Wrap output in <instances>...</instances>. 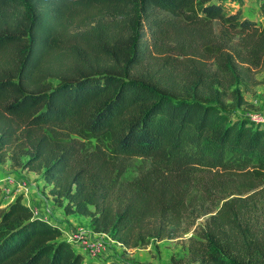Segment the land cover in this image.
<instances>
[{
    "label": "trees",
    "instance_id": "16d2710c",
    "mask_svg": "<svg viewBox=\"0 0 264 264\" xmlns=\"http://www.w3.org/2000/svg\"><path fill=\"white\" fill-rule=\"evenodd\" d=\"M230 2L0 0V164L40 175L65 215L122 247L210 215L204 263L264 264L219 246L226 199L264 184V124L226 113L227 92L242 106L237 87L263 63L264 0L262 21ZM59 54L71 59L60 72ZM82 260L21 196L0 207V264Z\"/></svg>",
    "mask_w": 264,
    "mask_h": 264
},
{
    "label": "rangeland",
    "instance_id": "374dc122",
    "mask_svg": "<svg viewBox=\"0 0 264 264\" xmlns=\"http://www.w3.org/2000/svg\"><path fill=\"white\" fill-rule=\"evenodd\" d=\"M257 4V0H241L239 4L230 2L228 5L233 11L240 10L242 17L258 21ZM70 62L67 56L59 54L51 58L50 65L54 71L60 72ZM249 69L248 75L237 87L244 104L237 107L236 102H231L232 88L226 94V103L230 105L226 113L234 120L246 119L264 124V60L260 67ZM0 184L4 185L1 188L0 207L21 196L37 217L60 229L62 239L82 256L81 264H206L197 252L198 246L202 245L198 241L211 221L210 215L196 221L195 231V228H191L176 238L153 241L143 248H125L105 235L93 233L88 218L65 215L61 208L54 205L49 188L40 175L6 162L0 164ZM225 202L229 203L228 207L235 214L232 217L233 225H222L220 228L221 249L227 255L238 258L241 255L248 257L247 251L250 249L255 258L264 260V184L234 195ZM221 205L214 209V213L221 210Z\"/></svg>",
    "mask_w": 264,
    "mask_h": 264
},
{
    "label": "crops",
    "instance_id": "0c3cea01",
    "mask_svg": "<svg viewBox=\"0 0 264 264\" xmlns=\"http://www.w3.org/2000/svg\"><path fill=\"white\" fill-rule=\"evenodd\" d=\"M4 185L3 184H0V187L2 188ZM22 203H24V200H22ZM25 204V203H24Z\"/></svg>",
    "mask_w": 264,
    "mask_h": 264
}]
</instances>
